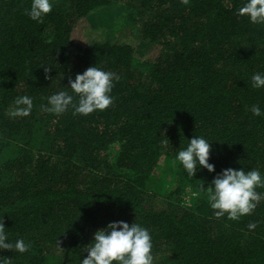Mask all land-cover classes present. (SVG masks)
I'll return each mask as SVG.
<instances>
[{
	"label": "trees",
	"instance_id": "obj_1",
	"mask_svg": "<svg viewBox=\"0 0 264 264\" xmlns=\"http://www.w3.org/2000/svg\"><path fill=\"white\" fill-rule=\"evenodd\" d=\"M244 2L54 0L36 23L31 0H0V223L31 244L0 251V264H80L93 234L116 221L150 231L154 264H264V199L231 221L199 190L228 168L264 174V116L249 111L264 110V89L251 87L264 72V25L236 14ZM89 15L129 38L84 42L98 34ZM94 65L118 77L108 109L45 111ZM24 95L31 114L10 117ZM193 136L211 143L213 173L191 178L174 163Z\"/></svg>",
	"mask_w": 264,
	"mask_h": 264
},
{
	"label": "clouds",
	"instance_id": "obj_2",
	"mask_svg": "<svg viewBox=\"0 0 264 264\" xmlns=\"http://www.w3.org/2000/svg\"><path fill=\"white\" fill-rule=\"evenodd\" d=\"M185 5L189 0H181ZM54 0H31L27 10L28 17L36 23H43L44 19L53 11ZM240 17L247 18L254 25H264V0H245L236 10ZM48 68H45L47 73ZM47 78V76H46ZM118 77L110 71L97 66L88 67L83 73L77 74L75 79H69L67 87L47 98L45 111L60 116L73 109V114L88 116L97 111H104L113 104L111 95L114 82ZM253 89H264V72H257L251 76ZM70 90V92L68 91ZM33 98L24 95L18 97L9 110L12 118H24L31 114ZM249 111L255 117L264 116V110L254 104ZM187 146L179 150L174 156V163H178L186 174L193 178L201 169L213 173L215 166L209 163L211 143L203 136H193L187 140ZM210 187L199 185L200 192H205L210 208L216 218L226 217L231 221H239L250 215L257 204L264 199V194L257 192V188L264 187V174L259 170L246 171L228 168L222 170L211 181ZM254 228L255 225H249ZM30 242L24 239L10 240V234L3 223H0V251L24 254L29 252ZM153 237L150 231L138 222L129 225L124 221L109 223L106 227L93 234L92 241L83 248L87 257L80 264H154ZM5 258H0L3 261Z\"/></svg>",
	"mask_w": 264,
	"mask_h": 264
},
{
	"label": "rangeland",
	"instance_id": "obj_3",
	"mask_svg": "<svg viewBox=\"0 0 264 264\" xmlns=\"http://www.w3.org/2000/svg\"><path fill=\"white\" fill-rule=\"evenodd\" d=\"M88 24L90 26V30H92V32H95L98 30V34H96V37H81L82 39H86L84 42H86V41L87 42H89V41L105 42L107 39L113 40L116 38H122V39L123 38H125V39L129 38V37H117V36L126 34V32H128L130 29L121 28V30H120L117 26L115 28L114 27L109 28V27H107V25H104L103 22H101L97 19V15H96V17L95 16L91 17V15H89ZM117 25H120V24H117ZM80 29H82V30L80 31ZM86 30H88L87 21L82 20L79 23L78 28H76V31L73 33V37L76 39V37L84 34V31L86 32ZM149 53L152 54L151 52H149Z\"/></svg>",
	"mask_w": 264,
	"mask_h": 264
}]
</instances>
